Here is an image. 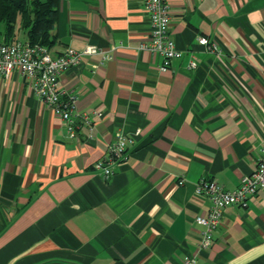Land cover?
<instances>
[{"label":"crops","instance_id":"obj_1","mask_svg":"<svg viewBox=\"0 0 264 264\" xmlns=\"http://www.w3.org/2000/svg\"><path fill=\"white\" fill-rule=\"evenodd\" d=\"M169 12L182 57L164 72L140 49L144 0H58L51 56L101 50L60 77L92 122L75 138L19 72L0 76V264H264V190L226 209L208 249L196 221L202 179L233 191L264 158V0ZM121 135L127 160L106 181L94 165Z\"/></svg>","mask_w":264,"mask_h":264},{"label":"built area","instance_id":"obj_2","mask_svg":"<svg viewBox=\"0 0 264 264\" xmlns=\"http://www.w3.org/2000/svg\"><path fill=\"white\" fill-rule=\"evenodd\" d=\"M151 26L152 36L147 42L141 44L140 49L152 55L161 57V71H168L175 59L182 57L170 37L171 15L169 0H144ZM201 46L216 50V45L210 43L205 37H200ZM101 53L96 47H88L83 51L67 49L60 57L53 58L46 47L31 44L27 41L0 43V76L9 78L12 73L19 72L27 81L28 87L37 98L47 104L54 114L66 124L68 134L77 137V129L82 125L91 126L90 116L86 113L78 114L75 109V99L62 89L60 77L62 73L74 66L80 65L85 56ZM197 64L192 62L191 69ZM101 116V114H95ZM124 135L118 137L115 143L110 144L106 155L98 160L94 169L102 175L104 180H109L115 169L128 155V143ZM264 151V150H263ZM183 182H180L182 185ZM264 190V158L260 159L255 172L240 179L238 187L233 191L225 190L217 182L202 179L196 186V195L207 199L211 205L206 216L196 219L203 228L200 248L208 249L213 245L214 232L221 224L224 212L230 206L246 207L248 202ZM191 261H187L190 264Z\"/></svg>","mask_w":264,"mask_h":264},{"label":"trees","instance_id":"obj_3","mask_svg":"<svg viewBox=\"0 0 264 264\" xmlns=\"http://www.w3.org/2000/svg\"><path fill=\"white\" fill-rule=\"evenodd\" d=\"M58 0H0V23L4 24L5 43L15 42L16 25L21 21L27 42L52 48Z\"/></svg>","mask_w":264,"mask_h":264},{"label":"rangeland","instance_id":"obj_4","mask_svg":"<svg viewBox=\"0 0 264 264\" xmlns=\"http://www.w3.org/2000/svg\"><path fill=\"white\" fill-rule=\"evenodd\" d=\"M24 38V37H23Z\"/></svg>","mask_w":264,"mask_h":264}]
</instances>
